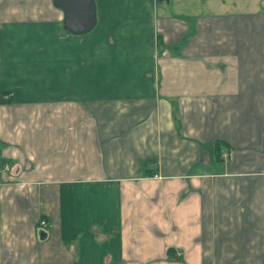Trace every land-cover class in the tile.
<instances>
[{"label": "crops", "instance_id": "obj_1", "mask_svg": "<svg viewBox=\"0 0 264 264\" xmlns=\"http://www.w3.org/2000/svg\"><path fill=\"white\" fill-rule=\"evenodd\" d=\"M160 1L0 0V264H264V0Z\"/></svg>", "mask_w": 264, "mask_h": 264}, {"label": "water", "instance_id": "obj_2", "mask_svg": "<svg viewBox=\"0 0 264 264\" xmlns=\"http://www.w3.org/2000/svg\"><path fill=\"white\" fill-rule=\"evenodd\" d=\"M54 3L63 8L64 25L74 33L88 31L96 21L94 0H54ZM40 233L43 236L46 232Z\"/></svg>", "mask_w": 264, "mask_h": 264}, {"label": "rangeland", "instance_id": "obj_3", "mask_svg": "<svg viewBox=\"0 0 264 264\" xmlns=\"http://www.w3.org/2000/svg\"><path fill=\"white\" fill-rule=\"evenodd\" d=\"M258 0H161L158 5L164 8V11L172 14L185 16L188 20L196 14L203 13L211 8L238 9L245 5V2L251 4Z\"/></svg>", "mask_w": 264, "mask_h": 264}, {"label": "built area", "instance_id": "obj_4", "mask_svg": "<svg viewBox=\"0 0 264 264\" xmlns=\"http://www.w3.org/2000/svg\"><path fill=\"white\" fill-rule=\"evenodd\" d=\"M220 156L222 157V158H229V157H231L232 156V150L231 149H228L226 146H222L221 148H220ZM39 225L40 226H44L45 224H46V221H45V219H43V218H41L40 219V221H39Z\"/></svg>", "mask_w": 264, "mask_h": 264}, {"label": "trees", "instance_id": "obj_5", "mask_svg": "<svg viewBox=\"0 0 264 264\" xmlns=\"http://www.w3.org/2000/svg\"><path fill=\"white\" fill-rule=\"evenodd\" d=\"M0 97H2V93H0ZM220 146H221L220 143H216V149H217L218 155H220Z\"/></svg>", "mask_w": 264, "mask_h": 264}]
</instances>
